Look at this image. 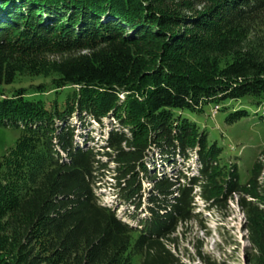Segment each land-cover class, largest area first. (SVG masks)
<instances>
[{"label":"trees","instance_id":"16d2710c","mask_svg":"<svg viewBox=\"0 0 264 264\" xmlns=\"http://www.w3.org/2000/svg\"><path fill=\"white\" fill-rule=\"evenodd\" d=\"M18 76L49 79L55 99L0 90V128L22 130L0 157V264H183L174 235L196 198L214 211L233 195L245 264H264V147L241 184L183 115L264 103V0H0V85ZM74 117L108 120L102 143ZM106 175L114 206L97 194Z\"/></svg>","mask_w":264,"mask_h":264},{"label":"rangeland","instance_id":"374dc122","mask_svg":"<svg viewBox=\"0 0 264 264\" xmlns=\"http://www.w3.org/2000/svg\"><path fill=\"white\" fill-rule=\"evenodd\" d=\"M42 84L47 86L46 93H40L35 88ZM49 84V79L43 77L18 76L10 85L1 84L0 90L9 93L20 88L25 89L30 99L43 100L49 108L55 99V93L50 91ZM64 94L65 92H62L58 99L59 107L64 104ZM214 106L215 103L210 102L203 105L200 112L185 110L183 115L193 121L201 131L206 132L208 144H215L220 149V164L226 170L231 166L235 167L240 183L244 184L251 175L257 154L264 147V103L258 105L256 100L249 96L232 101L225 99L220 103V107L228 106L229 110H219L216 114H213ZM240 109L246 110L248 115L234 123H227L226 118L230 111ZM72 123L76 124L77 133L89 134L98 145L102 143L101 135H105L109 125L108 120H105L104 127L100 128L96 123L80 122L75 117ZM21 135V129L0 128V157L14 147ZM81 141L78 138L76 142ZM260 162L263 165L260 183L264 185L263 158ZM192 165L193 161H190L186 167ZM145 186L147 187L146 184ZM97 194L102 204L111 206L116 204L111 175L103 177ZM237 200L238 196L233 195L225 209L204 211L200 200L196 198L195 201L199 205L197 211L200 215L197 219L180 226L174 235L176 241L172 250L183 264H205L204 259L216 264H245L244 253L248 242L244 230V215L237 205ZM115 207L117 215L123 218L126 207L124 205Z\"/></svg>","mask_w":264,"mask_h":264},{"label":"built area","instance_id":"2783aa9c","mask_svg":"<svg viewBox=\"0 0 264 264\" xmlns=\"http://www.w3.org/2000/svg\"><path fill=\"white\" fill-rule=\"evenodd\" d=\"M216 113H217V109L214 108V109H213V114H216Z\"/></svg>","mask_w":264,"mask_h":264}]
</instances>
